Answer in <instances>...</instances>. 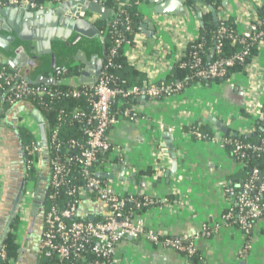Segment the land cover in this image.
<instances>
[{
	"label": "crops",
	"instance_id": "crops-1",
	"mask_svg": "<svg viewBox=\"0 0 264 264\" xmlns=\"http://www.w3.org/2000/svg\"><path fill=\"white\" fill-rule=\"evenodd\" d=\"M67 1L51 3L46 9H57ZM123 1L124 4L129 0ZM183 5L185 15L180 16L158 15L147 0L137 3L136 10L143 18L141 26H153V31L148 36L140 26L134 35L136 44L124 48L123 58L145 80L156 83L164 81L174 66L172 56L184 51L187 43L200 33L202 14L209 11L208 7L189 6L186 0H183ZM262 7L264 0H221V7L216 13L218 19L225 17L233 21L240 31L253 20V11ZM86 14L80 13L78 17L89 22ZM96 18L99 19L98 16ZM97 40L98 36L86 38L72 33L66 41L68 45L52 41L51 61L49 55L37 53L33 41L21 42L16 39L8 51L0 48V66L7 67L2 62L15 59L20 51L16 49L22 46L28 65L18 67L17 71L8 68L31 81H36L40 76L53 77L56 70L76 65L74 57L79 51L84 53L86 61H90L94 55L102 57L97 50ZM251 65L264 69V44ZM79 70L81 72L82 68ZM252 71L250 67L246 75ZM246 77L238 75L227 83L192 84L168 99L136 100L130 106L135 119L121 121L109 130V141L120 148V153L115 156L108 154L98 174L103 180L111 181L119 195H144L154 201L152 206L137 212L136 216L142 219L145 229L156 231L160 239L179 236L193 240L201 225L217 223L227 199L223 192L224 184L232 186L233 182H240L244 178L245 173L236 171L235 162L226 150L209 141L193 139L183 128L201 124L211 125L215 130V126L208 121L209 117L221 121L225 126H232L234 118L229 117L227 111H240L248 86ZM66 82L72 86L83 84L80 75ZM34 110L18 106L8 116L0 115V246L4 244L1 242L7 235L11 209L24 176L19 147L23 133L20 117L26 114L31 118ZM30 121L36 124L32 118ZM13 153L18 156L15 165L11 162ZM43 176L45 182L48 181V169ZM36 184L29 179L26 182L32 199L36 195ZM85 210L96 219L102 217L97 208L84 204L81 213ZM23 240L26 244L24 233ZM244 241L245 237L236 230L221 228L212 237L194 239V245L205 264H264V221L249 237L251 249L246 255L241 251ZM116 255L121 264H191L187 258L175 252L155 247L145 240L129 238L120 243Z\"/></svg>",
	"mask_w": 264,
	"mask_h": 264
},
{
	"label": "built area",
	"instance_id": "built-area-1",
	"mask_svg": "<svg viewBox=\"0 0 264 264\" xmlns=\"http://www.w3.org/2000/svg\"><path fill=\"white\" fill-rule=\"evenodd\" d=\"M63 1L66 0H0V8L28 6L30 10L36 11L49 7L51 3ZM88 1L103 5L107 0ZM121 5H117L116 11H111L108 24L111 47L104 56L102 70L95 83L82 84L83 87L80 89L60 93L49 89L52 86L29 84L17 73L7 71L6 67L0 69V101L3 104L0 115L6 113L4 106L12 109L31 97L38 99L40 111H49L53 101L62 97L83 99L86 102L84 108L77 107L68 114L64 110L58 111L52 127H48L44 121L47 153L51 163L47 188L51 193L48 194L46 191L45 194L46 210L39 236L40 253L49 264H121L116 255L117 249L123 240L129 238L135 241L145 240L155 247L187 258L186 256L196 251L194 239L212 237L221 228H226L236 230L245 237L241 251L246 255L251 249L249 237L260 222L264 221V136L257 142H242L237 139L239 136L252 135L257 127L264 131V69L251 65L258 56L251 57L246 63L250 45H256L259 52L264 44V30L259 29L257 11H253V20L246 29L240 31L238 28H230L227 25V18L218 19L213 56L209 65H203L206 48L203 40L198 41L199 34L187 43L184 51L172 56L173 65L179 69L193 70V77L188 76L181 82L168 84L145 80L140 86H130L125 80L113 74V71L122 68L118 58L123 56L124 48L136 44L134 39L136 32L132 33L131 22L121 9ZM87 19L92 24L98 20L93 15ZM126 32L131 33L133 37L127 38ZM225 39L232 44H239L241 50L231 57L224 58L222 49ZM235 64L241 66L242 70L230 73L229 69ZM250 67L253 71L246 75ZM65 71L63 68L56 70L53 78L62 80L61 76ZM238 75L249 76L246 77L248 86L244 92L240 113L253 118V125L249 129L238 131L230 130L227 125L235 137L223 135L218 129L212 130L210 136L204 135L199 130L201 124L192 127L187 134L196 140L214 143L223 150L229 149L228 155L234 160L236 171H243L245 176L235 187L229 183L224 184L223 192L227 199L217 223L201 225L193 240H185L179 236L160 239L156 231L145 229L142 219L136 216L137 212L154 204L150 197L135 194L119 195L113 189L111 181H105L98 173L93 175L90 171L100 154L107 152L115 156L120 153V148L109 141V130L121 121L135 119L130 107L113 111L112 105L116 100L168 99L192 84H215L216 79L227 83ZM37 111L41 114L39 110ZM69 119L79 126L81 141L70 140L67 143L69 149L77 151L68 156L62 152V143L58 136L62 125ZM27 120L33 125L30 117ZM228 124L230 125L229 122ZM36 129L38 131L37 126ZM31 133L33 136L36 135V132ZM42 153L39 137L37 140L33 137L26 147L27 172L37 170ZM250 157L261 161L262 166H248ZM71 163H76L80 167L83 187H74L67 180L69 175L67 167ZM31 198L32 195L27 191L16 214L18 226L15 234L18 245L22 243L19 233L25 228ZM84 204L99 209L102 217L96 219L94 216L93 221L84 220L82 217L87 219L91 215L86 210L83 214L80 213V207ZM6 258V251L1 245L0 260L4 261ZM8 264L15 262L9 260Z\"/></svg>",
	"mask_w": 264,
	"mask_h": 264
},
{
	"label": "water",
	"instance_id": "water-1",
	"mask_svg": "<svg viewBox=\"0 0 264 264\" xmlns=\"http://www.w3.org/2000/svg\"><path fill=\"white\" fill-rule=\"evenodd\" d=\"M150 5L154 6V11L158 15H185V7L183 0H147ZM213 22L218 26L217 13L212 7H208ZM198 17L201 19V14L198 9ZM68 13V15H66ZM80 13H90L98 16L99 19L108 24L111 11L101 4H96L88 0H69L66 3L60 5L57 9H41L32 11L28 6H6L0 8V48L8 51L10 46L18 41H33V45L38 54L49 55L51 61L53 60L51 54V42H63L66 43L68 37L72 33H77L86 38H92L98 36V39L102 46V57L94 55L90 61H86L84 53L79 51V63L82 66L80 72V80L83 84L95 83L100 76L104 56L106 54V48L104 44V38L100 36L99 30L94 24L89 23L87 20L78 17ZM202 25V21H200ZM141 30L144 34L150 36L153 31V26L142 25ZM67 44V43H66ZM68 45V44H67ZM22 46H19L16 50L17 55L14 58L7 59L2 62L13 71H17L18 67H25L27 64V55L23 51ZM213 56V48L210 50L206 65H209L210 60ZM20 62V63H19ZM21 64V65H20ZM20 65V66H19ZM29 84L55 86L59 83L53 77L40 76L36 81L26 79ZM67 84V82H65ZM145 100L146 98H140ZM31 118L36 123L39 131V146L42 149V160H46L48 157L47 153V137L46 127L44 124L43 117L41 114L34 110L31 113ZM208 121L215 126L218 131L223 135L235 137V134L231 132L221 121L209 117ZM250 137V135H249ZM171 147V146H170ZM101 177V175H99ZM109 178H111L109 176ZM45 181V178L38 175L37 181ZM24 180L22 181L21 187H24ZM23 188L20 189L14 200L11 209V218L8 221V227L6 234L10 233L12 224L14 223L15 213L17 207L20 205L24 192ZM36 195L33 197V201H30L28 207V217L32 219L30 224V230L32 229L35 219L36 212L40 208L42 201L45 199L44 191L41 188V184H36L35 190ZM43 205V203H42ZM88 221H93L94 216L89 215ZM3 238L1 243H4Z\"/></svg>",
	"mask_w": 264,
	"mask_h": 264
},
{
	"label": "trees",
	"instance_id": "trees-1",
	"mask_svg": "<svg viewBox=\"0 0 264 264\" xmlns=\"http://www.w3.org/2000/svg\"><path fill=\"white\" fill-rule=\"evenodd\" d=\"M123 0H107L104 3V6L107 7L110 11H116L118 3H121V9L125 12L126 15H128V18L131 22V28H132V33H137L139 31V27L141 26L143 18L141 17V14H139L136 10V5L138 2H146V0H129L128 3L123 4ZM186 5L189 6H196V5H203L205 7H212L216 12L219 11V8L221 7V0H186ZM92 14L87 13L86 16H91ZM257 15L260 21L259 29L264 30V7L260 8L257 10ZM109 24V22H108ZM108 24L105 22L101 21L98 19L95 23L94 26L99 30L100 36L104 38V44L106 48V53L109 51L111 47V39H110V34L108 30ZM227 25L230 28H237L236 25L234 24L233 21L228 20ZM216 31H217V25L213 22L211 13L207 11L206 13L202 14V26L200 27V33H199V40H203L205 42V55L203 57V65H206L207 62V57L210 52V50L214 47L215 45V36H216ZM125 36L127 38H132L131 33H125ZM98 52L101 55L102 54V46L100 41H98ZM197 44L194 43V45ZM241 50V46L239 44H232L231 41L229 40H224L223 42V54L222 56L224 58L231 57L235 53H238ZM249 57L246 60V63H248L251 59V57L258 56V51L256 48V45H250L249 47ZM118 61L121 63L122 68L119 71H113V74L120 77L121 79L125 80L126 83L130 86H140L144 81L145 78L142 74H140L138 71L127 65V63L124 61L123 56L118 58ZM5 66H0V69ZM65 69V73L61 78L65 80L59 79V83L55 86L49 87L52 91L55 92H60V93H66L72 89H80L83 87L82 84L72 86L70 84H66V80L69 78H76L79 76V68L78 66H66L63 67ZM6 70L13 73L8 67H6ZM242 70V67L235 64L231 69H229L230 73L233 72H239ZM193 70H188V69H179L176 65H174L171 69L170 75L161 83L163 84H168L171 82H181L184 78L186 77H193ZM21 77V76H20ZM24 78V77H22ZM216 83L221 82L220 79L215 80ZM160 83V84H161ZM136 101L135 100H127V101H119L116 100L115 103L112 105V110L116 111L119 109H122L124 107H130L132 104H134ZM120 104V105H119ZM86 105V102L83 99H72L71 97H62L59 100H54L53 105L49 111H40L41 106L39 105L38 99L31 97L27 100L22 101L18 106H23L27 107L28 110H39L42 114V117L44 121L46 122L47 126L52 127L55 123V118L60 110H64L67 114L70 113L73 109L80 107L84 108ZM3 104L0 101V108H2ZM17 106V107H18ZM16 108V107H15ZM12 108V109H15ZM6 109V113H11L12 109L9 108L7 109L4 106V110ZM75 121L68 120L67 123L63 124L60 133H59V139L62 143L61 150L63 153H66V155H70V153H77V151H74L73 149H69L66 145L70 140H76L78 142L81 141V135L79 133V126L75 125ZM196 124L184 127L183 131L184 132H190L192 127H195ZM264 129V127H263ZM200 132L202 134L210 136L212 132V126L211 125H201L199 127ZM22 136L26 140L25 146L27 147L29 143L33 140V136L30 135L28 132H23ZM262 136H264V131L261 130L259 127L255 129L252 135L249 136H239L237 137L238 140L242 142H257ZM249 137V138H248ZM257 138V139H256ZM193 139H195L193 137ZM25 147V148H26ZM49 152H50V147H48ZM229 149H227V152ZM26 154V151H25ZM108 153H102L98 156L97 160L93 163L90 171L93 175H96L100 170L102 169L103 163L107 160ZM252 165H258L262 166V162L255 159V158H249V164L248 166ZM69 171V175L67 177V180L70 182V185L74 187H83V179L81 177V172H80V167L76 163H71L67 167ZM50 170H51V163H48V177L50 175ZM28 176L30 177L29 180L35 181L36 178V171L31 170L27 172ZM239 182H233L232 186L235 187L237 186ZM47 193H51V190L47 188ZM89 195V193H88ZM81 208L80 207V213H81ZM43 215V214H42ZM40 217V215L37 217V219ZM84 220H87L85 217H82ZM36 222V221H35ZM34 222V225L32 229L30 230L31 234H34L33 237L38 239L41 229L37 227V224ZM16 224L13 223V226L11 227L10 233L6 235L5 241H4V249L7 254V258L4 261L0 260V264H8L9 260H13L16 263L20 264L19 256V247L16 243V237L13 234ZM30 237L26 239V245L30 244ZM184 256V255H183ZM188 261L191 264H205L204 259L202 258L201 254L196 250L192 255L186 256ZM41 264H49V261L43 258V262Z\"/></svg>",
	"mask_w": 264,
	"mask_h": 264
},
{
	"label": "flooded vegetation",
	"instance_id": "flooded-vegetation-1",
	"mask_svg": "<svg viewBox=\"0 0 264 264\" xmlns=\"http://www.w3.org/2000/svg\"><path fill=\"white\" fill-rule=\"evenodd\" d=\"M50 55L52 56V54H50ZM52 58H53V56H52ZM74 59H75V61L77 63L74 66H78L79 69L82 68L81 64L78 61L79 54H76L75 57H74ZM27 65H28V62L26 64V66ZM79 73H80V71H79ZM12 110H14V109H12ZM8 114L9 113H7L6 115L8 116ZM28 133L33 136V134L31 132H28ZM37 135L39 137V131H37ZM19 142H20L19 143V147H20L21 154H22V157H23V167H24V170L23 169L22 170H23V175H24L23 176V180H24L25 185H24V187H21V189L23 188V190H24L23 191L24 192V195H23V198H22V201H23V199L25 197V193L27 192V189H28V187L26 186V182L28 181V179H30V177L28 176L27 171H26V168H25V162H26V154H25L26 148L25 147L26 146H25V143H22V141H19ZM49 162H50V158H49V155H48V157L46 158V160H44V161L41 160V162L39 163V166H38L37 171H36L35 184L38 183V181H36L38 175H42V177H44L43 176V172L48 169V163ZM39 184H41V188L44 191V195H45L46 194V191H47L48 181H46V182L43 181L42 183H39ZM22 201H21V203H22ZM30 201H33V199L31 198ZM21 203H20V205H21ZM42 203H43V205H42ZM42 203L40 205V208L36 212V219H35V221H36L35 223L37 224V227H39V229H41L43 227V216H44V213H45V210H46V202H45V199L42 201ZM20 205H18V207H17V212H18V209H19ZM17 212L15 213L14 223L16 222V214H17ZM28 213L29 212L27 210V213H26V224H25V228H24V235L26 236V239L30 237V240L31 241H30V244L26 245L25 244V240H23V237H22V240H21L22 243L20 244L19 251H18L19 254H21V255L19 256V259L18 260H20V263L26 261L29 264L31 262L34 263V264H41V262H36L37 261V255H38V253L41 254L40 253V250H39V237H37L38 239H36V238L33 237L34 234H31L30 233V224H31L32 219L30 217H28ZM39 215H40V217L37 219V217ZM12 226H13V224H12ZM41 231H42V229H41ZM16 264H18V263H16Z\"/></svg>",
	"mask_w": 264,
	"mask_h": 264
},
{
	"label": "rangeland",
	"instance_id": "rangeland-1",
	"mask_svg": "<svg viewBox=\"0 0 264 264\" xmlns=\"http://www.w3.org/2000/svg\"><path fill=\"white\" fill-rule=\"evenodd\" d=\"M227 112H229V113H227V115L229 117H233L234 118V123L232 125L233 127L232 126L228 127L230 130H236L237 131L238 129H249L253 125V121H252L253 118L248 117V116H245L244 114L240 113V111L238 112V110L237 111L236 110H232V111L228 110ZM20 118L23 121V123L20 124L21 129L24 132H36V135L34 136V139L37 140L38 139V135H37L36 126L30 124L28 122V120H27V117L24 116V114H22ZM23 124H25V126ZM22 143H26V140L24 139L23 136H22ZM17 160H18L17 154L15 155V153H13L11 155L12 165H15V163H16ZM27 191L30 192L31 190L28 188ZM15 224H16V226H15L16 228H15L13 234L16 237L15 232H16L17 226H18V219L17 218H16ZM21 231H22V233L20 232L19 235L22 238V235L24 233V229L21 230ZM36 262H43V256L41 254H39V253L37 255V261ZM20 264H29V263H27L26 261H24V262H22ZM30 264H34V263L31 262Z\"/></svg>",
	"mask_w": 264,
	"mask_h": 264
}]
</instances>
